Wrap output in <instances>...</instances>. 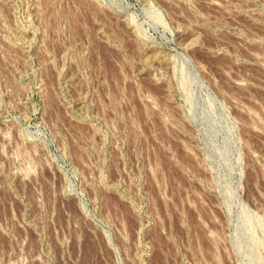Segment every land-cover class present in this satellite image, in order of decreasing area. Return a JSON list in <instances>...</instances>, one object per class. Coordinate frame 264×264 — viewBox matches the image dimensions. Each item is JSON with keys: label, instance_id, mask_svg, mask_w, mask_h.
<instances>
[{"label": "rangeland", "instance_id": "1", "mask_svg": "<svg viewBox=\"0 0 264 264\" xmlns=\"http://www.w3.org/2000/svg\"><path fill=\"white\" fill-rule=\"evenodd\" d=\"M0 264H264V0H0Z\"/></svg>", "mask_w": 264, "mask_h": 264}]
</instances>
